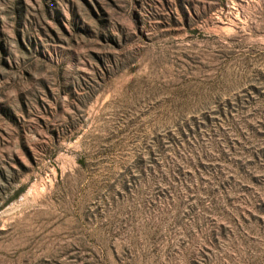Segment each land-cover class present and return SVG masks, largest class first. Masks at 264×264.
<instances>
[{
	"label": "rangeland",
	"instance_id": "1",
	"mask_svg": "<svg viewBox=\"0 0 264 264\" xmlns=\"http://www.w3.org/2000/svg\"><path fill=\"white\" fill-rule=\"evenodd\" d=\"M0 264H264V0H0Z\"/></svg>",
	"mask_w": 264,
	"mask_h": 264
}]
</instances>
